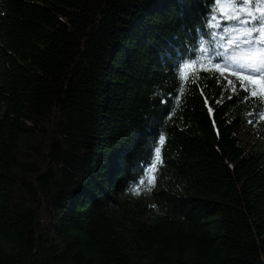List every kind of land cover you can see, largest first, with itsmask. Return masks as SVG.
Masks as SVG:
<instances>
[{"label":"trees","instance_id":"16d2710c","mask_svg":"<svg viewBox=\"0 0 264 264\" xmlns=\"http://www.w3.org/2000/svg\"><path fill=\"white\" fill-rule=\"evenodd\" d=\"M217 3L0 0V264H264V99L197 63L235 48Z\"/></svg>","mask_w":264,"mask_h":264},{"label":"snow or ice","instance_id":"6c2138e0","mask_svg":"<svg viewBox=\"0 0 264 264\" xmlns=\"http://www.w3.org/2000/svg\"><path fill=\"white\" fill-rule=\"evenodd\" d=\"M239 5V6H238ZM217 12L221 14L225 20H234L239 27L226 28V32H236L235 37L227 41L229 48L235 45L231 55L224 52H215L212 57L203 56L201 61L197 62L205 71L217 70L223 75L224 71L232 69L231 74L240 81L241 88L249 91L252 97H260L264 99V2L256 3V0H235V3L220 4L217 3ZM219 27V25H215ZM207 49H202V52H207ZM223 63H213L216 58ZM204 64L211 65V69L205 68ZM185 70H191L193 82L197 74L196 64H185L180 70L181 79L188 81L189 76ZM260 77L261 79H256ZM245 81L258 87L259 91L250 90ZM231 85L232 82L228 81ZM235 90L233 86V91ZM260 118L264 119V113L260 114ZM164 138H160V144L163 145ZM160 148L155 150V163L148 170L149 175L139 182L141 186H145L146 190H150L155 184V177L152 175L157 166L162 164ZM139 194V188L135 189Z\"/></svg>","mask_w":264,"mask_h":264},{"label":"rangeland","instance_id":"374dc122","mask_svg":"<svg viewBox=\"0 0 264 264\" xmlns=\"http://www.w3.org/2000/svg\"><path fill=\"white\" fill-rule=\"evenodd\" d=\"M232 69H228L226 71H224L223 76L228 80L231 81L232 84L231 86L235 87V79L232 77L231 74ZM256 79H261L260 77H256ZM245 85L250 89V90H259L258 87L254 88L252 84H250L249 82L245 81L244 82ZM239 135L241 136V138L247 142L248 144H250V147L256 142L257 137H258V133L257 130L251 126H243L240 130H239Z\"/></svg>","mask_w":264,"mask_h":264}]
</instances>
